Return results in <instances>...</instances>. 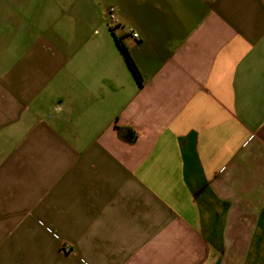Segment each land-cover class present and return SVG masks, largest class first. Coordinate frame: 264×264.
<instances>
[{"label":"crops","instance_id":"1","mask_svg":"<svg viewBox=\"0 0 264 264\" xmlns=\"http://www.w3.org/2000/svg\"><path fill=\"white\" fill-rule=\"evenodd\" d=\"M0 264H264V0H0Z\"/></svg>","mask_w":264,"mask_h":264},{"label":"trees","instance_id":"2","mask_svg":"<svg viewBox=\"0 0 264 264\" xmlns=\"http://www.w3.org/2000/svg\"><path fill=\"white\" fill-rule=\"evenodd\" d=\"M117 45L119 47V50L121 51L123 57L125 58L129 68L131 69L134 77L137 79L139 83L142 82V75L141 72L133 59L127 45L125 44L123 37H119L115 35ZM119 135L120 137L129 142V143H134L137 140V135L135 132L132 131V129L129 128H118Z\"/></svg>","mask_w":264,"mask_h":264},{"label":"built area","instance_id":"3","mask_svg":"<svg viewBox=\"0 0 264 264\" xmlns=\"http://www.w3.org/2000/svg\"><path fill=\"white\" fill-rule=\"evenodd\" d=\"M115 9L111 8L108 12L110 19L115 23L116 22V17H115ZM135 38H139V34H134Z\"/></svg>","mask_w":264,"mask_h":264}]
</instances>
